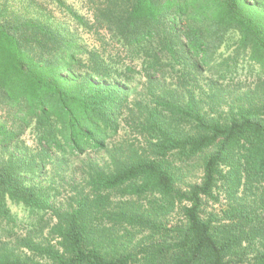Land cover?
Masks as SVG:
<instances>
[{
	"label": "trees",
	"instance_id": "trees-1",
	"mask_svg": "<svg viewBox=\"0 0 264 264\" xmlns=\"http://www.w3.org/2000/svg\"><path fill=\"white\" fill-rule=\"evenodd\" d=\"M0 264H264V0H0Z\"/></svg>",
	"mask_w": 264,
	"mask_h": 264
},
{
	"label": "rangeland",
	"instance_id": "rangeland-1",
	"mask_svg": "<svg viewBox=\"0 0 264 264\" xmlns=\"http://www.w3.org/2000/svg\"><path fill=\"white\" fill-rule=\"evenodd\" d=\"M82 33V31H81ZM247 71H243L239 75L238 80L245 81L248 77ZM158 79L163 84H172L173 82L171 80L164 79L162 77H159ZM131 88L133 89L130 101L134 103L133 101L137 99L144 100V96L146 95L148 91L146 78L144 76L136 75L134 76V79L132 81ZM159 82V83H160ZM156 82V85L159 84ZM158 93H161L160 88L157 89L155 87ZM131 121V120H130ZM132 122V121H131ZM130 122V124L124 123L122 126V129L120 130L119 134L115 137L114 143L118 146L124 145V144H130L135 143L136 140L141 141L140 134L136 127ZM29 145H32L31 139L27 140ZM125 151H120L121 154H123ZM118 157V155L115 153V151L108 152V153H101V154H88L84 157L74 158L70 162V167L65 172V181L63 183H59V190L61 191V195L57 198L59 204H62L63 206H66L68 203V200L75 195V190H73L74 187H78L80 185L84 184V178L87 176L88 168L92 164H98L100 167L104 169H109L113 166V160L114 157ZM203 177V169L201 162L199 159L192 162L191 167L189 169H185L181 172V174L178 177V186L184 190H187L190 185L200 183L202 181ZM229 200L228 197L223 194L221 196V202L218 204H214L213 202H209L208 211H212L218 213L221 209L225 208L226 204H228ZM13 211L19 212V217L24 219L26 221V215L21 212L17 207H13ZM177 214L171 215L169 219H171L173 222L177 219ZM21 235H24L26 232L24 229L20 232ZM150 235L149 231H144L142 233H136V236L133 240L132 246H135L140 242V240L146 239ZM158 239V237H156Z\"/></svg>",
	"mask_w": 264,
	"mask_h": 264
}]
</instances>
